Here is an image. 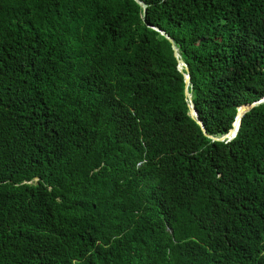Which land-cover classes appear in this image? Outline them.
<instances>
[{"label":"trees","instance_id":"16d2710c","mask_svg":"<svg viewBox=\"0 0 264 264\" xmlns=\"http://www.w3.org/2000/svg\"><path fill=\"white\" fill-rule=\"evenodd\" d=\"M0 0V264H264V0ZM157 27L163 32L160 34Z\"/></svg>","mask_w":264,"mask_h":264},{"label":"water","instance_id":"95a60500","mask_svg":"<svg viewBox=\"0 0 264 264\" xmlns=\"http://www.w3.org/2000/svg\"><path fill=\"white\" fill-rule=\"evenodd\" d=\"M135 1L145 10L146 4L143 1H141V0H135ZM155 29L157 31H159L160 34H163V32L161 30H159L157 27H155ZM164 37L168 40V42H170L173 57L176 59V62H177V66H176L177 71L180 73H185V74H183V95H185L186 101H187L188 106H189V115L193 119L196 120V122L201 127V130L205 136L211 138L212 140H217V142H224V140H226V142H229V140H231L232 138L235 137V135L238 131L240 122H241V117L244 115V113L249 111L251 109V107H253L254 105L264 104V97L261 98L260 100L251 102L250 104H244V105L238 107L233 126L226 134L219 136V137L207 134L204 127H203L201 120L198 117L197 111L195 109V105L191 100V94L188 91V87H189L188 68L186 67L185 64L182 63L181 60H179L176 48L174 47L171 38L169 36H167L166 34H164Z\"/></svg>","mask_w":264,"mask_h":264}]
</instances>
